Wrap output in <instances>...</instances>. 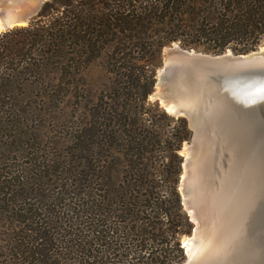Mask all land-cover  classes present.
<instances>
[{
  "label": "trees",
  "instance_id": "obj_1",
  "mask_svg": "<svg viewBox=\"0 0 264 264\" xmlns=\"http://www.w3.org/2000/svg\"><path fill=\"white\" fill-rule=\"evenodd\" d=\"M263 41L264 0H48L0 33V264L182 263L193 223L179 150L191 131L182 116L150 130L145 115L163 50L245 54ZM94 65L116 77L107 99L71 125L61 110L64 133L43 145L37 104L64 106Z\"/></svg>",
  "mask_w": 264,
  "mask_h": 264
},
{
  "label": "water",
  "instance_id": "obj_2",
  "mask_svg": "<svg viewBox=\"0 0 264 264\" xmlns=\"http://www.w3.org/2000/svg\"><path fill=\"white\" fill-rule=\"evenodd\" d=\"M46 1L48 0H4L2 7L13 3H26L28 10L20 15L19 20L25 22L22 26H27L31 19L38 15ZM3 20L6 29L0 30V33L16 27H10L9 21L4 16ZM163 55L162 66L156 74V85L159 89L150 97L158 100L167 111L172 105L168 112L188 119L193 131L191 141L194 138L195 127L204 131L209 128L207 132H213V130L220 134L221 132H240L247 136L255 135V126L256 128L264 126V91H261L264 89L263 45L245 54H235L230 49L223 54H212L185 49L174 42L164 48ZM177 91L184 101L180 99L178 101ZM189 96H191L190 99H188ZM190 113H192L191 119ZM205 119H207L206 123ZM184 156L185 163L187 157ZM253 156L251 153V159L247 163L259 167L258 158ZM239 162L244 164V158L242 157ZM253 178L255 181L260 180L259 173L258 176L255 173ZM262 179L264 183V176ZM183 180L185 179L181 176L180 183ZM180 192L182 204L185 206L184 192L181 189ZM260 196L264 198V189L260 191L258 197ZM185 209L187 210L186 207ZM260 215H262L261 219L257 214L253 215L254 236L261 232L258 240L254 238L249 245L229 248L220 264H264V211ZM191 220L193 221L192 218ZM194 224L193 232L188 236L190 238L196 234V223ZM183 240L182 245L186 249ZM185 251L187 258L180 264H196L197 259L189 257L187 249Z\"/></svg>",
  "mask_w": 264,
  "mask_h": 264
},
{
  "label": "bare ground",
  "instance_id": "obj_3",
  "mask_svg": "<svg viewBox=\"0 0 264 264\" xmlns=\"http://www.w3.org/2000/svg\"><path fill=\"white\" fill-rule=\"evenodd\" d=\"M3 1L0 0V30L5 28L3 16L9 21L10 27L24 25L25 22H21L19 17L28 10V5L13 3L2 7ZM177 94L178 101H184L178 91ZM190 98L191 96L188 97V99ZM171 106L168 107V111L171 110ZM191 118L192 113H190ZM206 122L207 119H205ZM208 130L210 129L206 128L204 131L195 127L191 146L184 151L187 160L185 161V173L182 177L185 180L180 186L181 191L184 192L183 202L196 223L195 236L186 237L183 240L189 257L197 259L196 264H220L229 248L249 245L254 238L258 240L261 232L259 231L254 236L255 219L253 217L257 214L261 219L262 215L260 214L264 211V198L263 196L258 197L260 191L262 192L264 189L262 179L264 176V126L259 128L255 126V135L247 136L240 132H221L220 134L214 130L207 132ZM221 138L227 139L228 142L220 144ZM214 144L215 147H219L227 153L225 157L228 161L225 159V163L221 162L223 165L225 164L226 169L222 173L223 175L221 174L219 189L214 194L208 195L205 194L202 185V181H205L202 179V169L204 163L214 155L211 149V145L214 147ZM251 153L254 155L253 158L255 156L258 158L259 167L247 163L251 159ZM242 157L244 164L239 162ZM218 173L220 174V172ZM255 173L257 176L259 173L260 180H254Z\"/></svg>",
  "mask_w": 264,
  "mask_h": 264
},
{
  "label": "rangeland",
  "instance_id": "obj_4",
  "mask_svg": "<svg viewBox=\"0 0 264 264\" xmlns=\"http://www.w3.org/2000/svg\"><path fill=\"white\" fill-rule=\"evenodd\" d=\"M31 21H32V19H31ZM16 28H19V27L16 26L13 29H16ZM13 29H11V30H13ZM11 30H8V31H11ZM262 45L264 46V41L260 44V46H262ZM163 60H164V55L162 56V63H163ZM161 66H162V64H161ZM161 66L158 67V69L161 68ZM158 69H157V71H158ZM157 71H156V74H157ZM115 80H116L115 75H111L110 73L102 70L97 65H94L86 73L78 75L77 78L74 80L75 84L72 87L71 98L64 106H60V108L58 109V107L55 103L50 104V105H48L46 102L44 104H37V108H40L42 110V112H40V113H42V115H41L42 118H37L36 120H38V121L31 123V125L33 127V130L35 131V134L38 136V139H40L41 135L48 134L49 139H47V142L45 140L43 145H47V147H49L52 144L51 141L55 140L57 135H59L58 132L64 133L61 131L63 126L61 128H58V125L61 122V120L57 119V117L60 116L59 113H62L61 110L66 111V113H67L66 121H68V124L71 125L73 123L72 117L76 116L79 113L84 112L86 110V108L87 109L93 108L94 105L100 101V99H101L100 97L105 95V99H107L106 94H107L108 90L111 87H113V82H115ZM158 89H159V87H157V85L155 83V87H154L153 92L157 91ZM153 92L151 94H153ZM150 95H149L150 104H149L148 109H147L148 113L145 114L147 118L152 119V120H149L146 122L148 125H150V130H155L157 128V126H159L160 129L163 128L165 131H168L170 129L172 130V129L181 128L182 125L177 121L178 116L168 112L160 104V102L158 100L151 98ZM155 101H158L162 110L167 112L170 116L174 117V119L166 118L159 110H157L155 105H153V103ZM68 114H69V116H68ZM184 118L187 120L188 127H189L191 132H190L189 140L184 141L181 149L179 150V153L183 159L182 170H181V174H180V178H179V186H178L179 192H180V186H181V183H180L181 176H183L185 173V166L183 164H185L184 163V159H185L184 155H186V152H184V151H185V149L190 148L191 140H192V136H193V131L189 125V121L186 117H184ZM36 127L40 128V129L37 130ZM0 128H1V130H0V145H2V144L5 145L6 142L9 143V141L6 140L8 135H9V133H8L9 129H8V126L6 124H1ZM227 142H228L227 139L221 138L219 140L220 144L227 143ZM211 144H213V143H211ZM211 149H212L214 155H212L213 157L211 156L212 157L210 159L211 161L209 160L206 163H204V165H203L204 170L202 169V179H205V181L204 180L202 181L203 182L202 185L204 187L205 194H208V195L214 194L216 192V190L219 189L218 186L220 185L219 180H221L220 179L222 177L221 174L224 173V171L226 169L225 164L223 165V163L228 161L227 158L225 157L227 153L225 151H222L223 149L221 150V148L215 147V144H214V147H213V145H211ZM0 151L4 152V150L1 148H0ZM221 156H222V158H220ZM212 159H213V161H212ZM225 159H226V161H225ZM221 162H223V163H221ZM205 165H206V167H205ZM219 166H220V168H219ZM218 172H220V174ZM206 173H208V174L210 173L209 176ZM213 173H215L216 175ZM206 178H208V179H206ZM210 186H212L213 188ZM205 188H207V189H205ZM180 195H181V192H180ZM181 199H182V195H181ZM185 207L186 206L183 205L184 210L186 211V213L188 214V216L190 218L191 215H189V212H188V210L185 209ZM190 220H191V218H190ZM191 222L193 223V228H194V226H195L194 222L195 221L193 222L191 220ZM192 232H193V230H192ZM191 234H184L181 238V242L184 238L190 236ZM185 253H186V251H185ZM186 258H187V256H186Z\"/></svg>",
  "mask_w": 264,
  "mask_h": 264
},
{
  "label": "snow or ice",
  "instance_id": "obj_5",
  "mask_svg": "<svg viewBox=\"0 0 264 264\" xmlns=\"http://www.w3.org/2000/svg\"><path fill=\"white\" fill-rule=\"evenodd\" d=\"M261 91H264V89H261Z\"/></svg>",
  "mask_w": 264,
  "mask_h": 264
}]
</instances>
